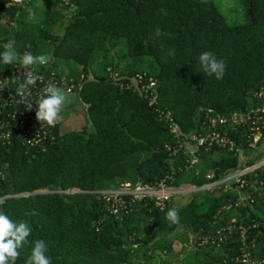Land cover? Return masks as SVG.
I'll list each match as a JSON object with an SVG mask.
<instances>
[{"label": "trees", "instance_id": "obj_1", "mask_svg": "<svg viewBox=\"0 0 264 264\" xmlns=\"http://www.w3.org/2000/svg\"><path fill=\"white\" fill-rule=\"evenodd\" d=\"M238 1L242 22H229L214 0H0V51L14 40L20 55L51 54L32 69L64 74L91 123L64 133L58 122L35 146L16 140L18 129L8 142L0 137V210L32 229L15 264L38 239L52 264H245L237 259L245 251L264 264V169L242 186L203 187L264 155L247 146L248 125L233 121L264 103V0ZM204 51L225 62L222 79L204 72ZM113 73L124 85L142 79L120 87ZM206 113L227 119L222 129L242 144L244 160L189 139L210 130ZM28 116L20 127L36 121ZM161 182L202 189L162 205L132 194L119 203L101 191ZM172 208L178 224L166 218Z\"/></svg>", "mask_w": 264, "mask_h": 264}, {"label": "built area", "instance_id": "obj_2", "mask_svg": "<svg viewBox=\"0 0 264 264\" xmlns=\"http://www.w3.org/2000/svg\"><path fill=\"white\" fill-rule=\"evenodd\" d=\"M23 71L24 70L18 63L11 64V66H9L6 70L1 68L0 79H4V83H0V137L8 142L11 140L10 138L12 137L13 131L18 129V133L14 136L15 139L25 145L35 146L43 143L46 136H51L50 133H53L54 127H56H51L44 123L40 124L37 120L28 122L26 127H20L22 123L29 120L28 114H30V116H35V100L40 98L42 94L40 90L49 81L55 83L65 92H71L75 86L73 83H69L66 80L64 74L62 76H56L52 72L50 75H46L45 73L36 72L32 69L34 74L42 77V80H37L34 87L29 86L25 90L26 96L28 97L27 100L33 105L32 109L29 110L26 107V100L17 93L19 84L24 81ZM113 77L115 83L117 82L120 87L126 88H129L132 84H135V86L138 85L142 79V75H137L130 79L131 83L124 85L119 81L120 77L117 73H113ZM152 85L153 82H150L148 85H140L138 87L140 92H145L147 88ZM259 97H262L261 94ZM204 118V122H207L211 127L210 130L208 129L209 131L205 135H191L189 139L196 140L197 145H206L208 148H210L213 144L226 147L240 155L241 159L244 160V147L242 144L237 143L235 139L230 138L227 135V131L222 129V127L227 123V119L220 115L216 116L208 113L204 115ZM233 121H238L239 123H245L248 125L249 133L245 135L244 138L248 140L247 146L249 148L257 151L258 149L264 147V103L257 107L247 109L246 112L241 115L234 114ZM217 127H220V129ZM171 131H178L177 126L173 125ZM256 169H264V155L261 158L256 159L254 163L238 167L219 181L207 185L213 186L222 182L231 181L234 184L238 183L237 185L242 186L244 183V179L242 178L247 173ZM179 187L180 186H165L162 182L157 185V187L141 184L131 187V183H125L122 188L118 190H109L103 193L111 195L114 197V200L119 201V203H123V200L121 199L122 195L125 194H132L133 196L149 195L156 198V200L166 201L172 195L177 194V190L175 189ZM244 197L245 196H242L241 198L243 199ZM116 210L117 207H114V212H116ZM204 241L208 240L204 238ZM237 259L245 264H255V261L250 259L249 251L243 252L241 257Z\"/></svg>", "mask_w": 264, "mask_h": 264}, {"label": "clouds", "instance_id": "obj_3", "mask_svg": "<svg viewBox=\"0 0 264 264\" xmlns=\"http://www.w3.org/2000/svg\"><path fill=\"white\" fill-rule=\"evenodd\" d=\"M23 3L24 0H10V3H7L6 6H22ZM155 35H161V30L157 29ZM144 44L147 46L148 41H144ZM14 46V40H9L3 44V51H0V63L3 65L19 63L24 70V81L19 84L17 93L26 100V107L31 110L33 105L27 100L28 97L25 90L29 86L34 87L37 80H42V77L34 74L32 66L48 64L54 57L51 54L33 55L30 52L20 55ZM166 55H175V52L169 49ZM198 59L206 74H214L217 80L223 78L226 64L222 59H217L211 51L202 52ZM0 83H4V79H0ZM40 91L42 93L40 98L35 100L36 120L40 124L44 123L54 127L60 120V113L67 101V94L51 81L47 82ZM166 218L170 223L178 224L179 213L177 209H170L166 213ZM31 233L32 229L27 221H13L0 210V264H15V261L21 255L20 249L28 243V237ZM47 251L46 242L43 239L36 240L24 264H52L51 257L47 255Z\"/></svg>", "mask_w": 264, "mask_h": 264}, {"label": "rangeland", "instance_id": "obj_4", "mask_svg": "<svg viewBox=\"0 0 264 264\" xmlns=\"http://www.w3.org/2000/svg\"><path fill=\"white\" fill-rule=\"evenodd\" d=\"M218 7L221 9L222 13L225 15L226 19L229 22H242L243 21V14L241 5L238 0H214ZM2 27L0 26V35H5V30L2 32ZM74 64V63H73ZM72 64V65H73ZM75 67L78 65L75 63ZM67 94V101L64 104L62 111L60 113V120H59V128L61 132H69L75 128H80L81 126H87V128H91V123L88 120V115L86 113L85 106L82 102L77 98V93L74 92H66ZM211 185H205L203 187L208 188ZM202 188H197L195 186H191L189 184H183L177 190V194L172 195V198L175 204H182L188 202L190 199L193 191H198ZM102 192L109 191L108 189L101 190ZM159 204H163V201H159ZM185 247L181 243H176L174 245V251L176 252V256L180 257L179 253L181 248Z\"/></svg>", "mask_w": 264, "mask_h": 264}]
</instances>
